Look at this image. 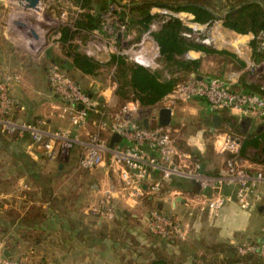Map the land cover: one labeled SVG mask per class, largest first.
<instances>
[{"label":"crops","instance_id":"1","mask_svg":"<svg viewBox=\"0 0 264 264\" xmlns=\"http://www.w3.org/2000/svg\"><path fill=\"white\" fill-rule=\"evenodd\" d=\"M161 10L154 8L153 12L161 14ZM179 18L191 26L196 32L204 30L206 32L204 39L212 41L215 44L213 46L214 48L226 51L234 56L230 57L225 55L223 64L226 66V69L220 76L203 71L201 73H192L191 75H202L206 79L220 77L229 80L232 83V87L238 86L243 76L242 72L246 69L248 62L254 59L253 49L251 47V41L254 39V35L252 33L240 34L224 27L221 22H215L212 25L191 23L190 20L193 18V15L189 12H181ZM193 34L195 35V33ZM21 37L26 38L24 36ZM68 42H71V40ZM40 43L37 42L36 46L32 47L31 45L30 48L36 52L40 49ZM61 44L63 45L62 42ZM206 55L202 51L196 50H190L187 53L188 58H201L202 61ZM3 58H5V55L0 53V72L4 68L2 66L5 62ZM64 58L63 48L55 50L52 53L48 52L46 56L50 64H57ZM239 60L246 63L244 69L236 68L240 65ZM34 67V87L31 86L28 79L24 78V76H28V73H25L22 76V82L14 89L15 96L18 95L19 98H22V91L29 92L34 90V106L30 105L28 108V110L30 109L33 112L34 120H45L48 127L53 130L60 129L57 126H67L74 133L80 132L81 139L85 142L87 140V132L94 129L91 120H89L90 122L85 129H79L76 126L74 127L69 119L61 117L56 108L63 102L58 96H53L54 93L49 82L48 68L44 65L39 67V69H37V65ZM246 80L249 83L264 85L263 83H257L258 81L249 80V75H247ZM96 83L99 84L98 82ZM100 89L99 99L103 97L101 101L105 102L104 106L109 112H114L113 106L116 105L117 100V83L114 82L110 86L100 87ZM46 90L49 92L47 95L51 100L44 102L47 105L44 109H41L39 107L41 100H39V97L36 99L35 95L37 93H41L42 95L43 91ZM188 102L193 112H198L201 116L203 115L202 120L208 124L211 135L213 137L215 136L213 145L211 146L212 154L216 158L217 156L224 158L221 152L224 139L221 134H216L217 129L212 130V116L217 112H213L208 102L204 99L196 98L186 103ZM26 105L27 103L25 104L19 101V109L17 111L19 117L24 113L27 107ZM183 106V104H178L173 110L171 122V124L175 125V127H171L173 132H177L178 130L177 125L174 124V116L177 111L181 112V110H184ZM229 113L235 117L246 132H253L264 128L263 119L242 117L236 110H229ZM244 124L247 125L244 126ZM75 128H77V131ZM197 138H201V140L199 139L197 144L194 145L197 146L198 153L201 155L204 152L205 146H207L205 142L208 139L202 136V130L196 135L195 139ZM181 143L182 147L180 145L179 147L182 150L191 152L189 148L183 146L184 142ZM30 144L31 142L27 137L15 138V136L0 133V154H3L2 157H7L8 153V156L15 158L18 163L14 167L15 172H21L23 169H26L28 173L33 172L34 175V182H29L28 185V187L34 189L31 199L21 201V197L12 191L6 192L1 190L0 192V197L5 200L4 202L0 201V230L7 229L5 233L3 232L4 235L13 236V240L7 244V249L12 254H21L31 249L36 253L37 259L43 261V264H127L130 259H136L139 263H147L152 254L145 247L152 245L159 246L169 253H183L181 248H178L179 246L171 245L166 241L153 244L145 223L149 207L145 205L143 200L135 201L127 198L119 182L117 172L105 166L106 176L103 183L98 185V188L95 185L92 190H85L83 192L81 191L82 186L77 184V182L63 180L61 184L63 191L60 193V187H55V180H51V178L61 175L64 172L74 174L82 169L78 166L65 165L61 168L60 164L56 165L54 164L55 161L46 159L40 150L29 149ZM187 144L192 146L190 139ZM30 156L34 158V162H32L33 170L26 166L22 167V164L25 163L24 161H28ZM204 162L206 163V167L204 168L210 174L220 172L224 164L223 160L222 162H217V159L214 162H210L209 160H204ZM244 163L253 170H264L263 163L246 159H244ZM212 164L213 166H209ZM9 170L13 172L10 168ZM156 177L157 174H154L153 179ZM4 178L6 177H1L0 179L3 180ZM22 179L19 178L18 184L23 181ZM187 183H190V186L185 189L168 183L163 200L157 203L158 207L163 212L168 209L165 207V203H168L175 210L180 205L185 207L187 205L186 197L189 194L200 192L196 184L188 181ZM93 191L94 195L92 194ZM225 192L233 194V190L231 189H226ZM205 193H209V191H205ZM92 195L96 197V203L94 204L88 202L89 196ZM104 197L106 202L103 201ZM102 203H106V206H102ZM23 204H35L34 207L37 208L39 214L34 216L33 221L27 225L23 224L20 219L14 223H10L5 212L10 209H17L21 212L19 207ZM132 206L144 210V213L140 214V216L133 213L134 209ZM109 211L113 213L112 218L108 216ZM22 212L24 213L25 211ZM172 214L178 216L176 212ZM194 217L203 221V223H198L196 233L194 234L195 237H193L194 239L202 238L211 243L225 241L233 245L248 240H256L258 242L264 240V201L256 203L255 207L247 211L241 209L236 200H233L227 203L216 217L211 215L209 211H202V209L196 210ZM118 219L119 221H117ZM135 219H137V222ZM26 230L31 232L26 233ZM121 235L125 236V240ZM131 238L137 239L142 247L135 249L134 245L129 242ZM187 238L190 239L191 236L189 235ZM189 252H185V255L188 256L187 261H189L186 264H190L189 257L191 255Z\"/></svg>","mask_w":264,"mask_h":264},{"label":"built area","instance_id":"2","mask_svg":"<svg viewBox=\"0 0 264 264\" xmlns=\"http://www.w3.org/2000/svg\"><path fill=\"white\" fill-rule=\"evenodd\" d=\"M120 11L121 7L117 3L109 5L103 16L101 31L108 33L113 41L130 42L134 35L127 25L128 15L121 21L118 18ZM161 12L176 17L181 13L167 10ZM191 36L194 37V34ZM256 39L259 50L264 51V30ZM201 41L206 44L210 42L208 39ZM149 48L155 49L153 61H141L134 55L135 51L132 58L147 68L159 66L156 61L160 56L158 46H149L143 42L142 48L136 52L143 50V54L149 57ZM115 50V54H121ZM262 67L264 61L256 62L252 59L247 64V68L252 72ZM48 75L53 96H58L63 102L56 108L61 117L68 115L74 126L85 129L90 122L89 111L99 114L98 119L91 121L94 129L87 132V140L83 142L78 133L69 130L50 129L43 119L25 121L16 116L19 101L14 89L22 82V74L12 70L0 72L1 133L29 138V149L40 150L49 161H65L76 144L82 145L78 167L90 171L98 166H106L117 172L121 187L131 200L139 201L151 197L158 203L166 194V185L172 179H179L193 182L199 187V193L186 197V204L192 211L200 208L217 216L223 207L233 200H236L241 209L247 211L255 207L256 203L264 201V170H253L245 165L240 156L241 140L238 136L221 134L224 139L221 152H229L232 155L226 158L219 173L210 174L197 155L179 147L171 126H163L158 122L162 108H171L173 111L179 103L196 98L206 100L213 112L236 110L242 117L264 120V94L235 91L232 89V83L224 78L200 80L195 75H190L188 80L178 83L173 92L153 106L142 107L138 101H132L110 113L106 107L100 110L96 99L88 95L83 87L57 64L50 65ZM80 103L83 105L82 109L78 108ZM145 119L149 121L147 127L143 125ZM115 133L119 134L121 139L112 145L110 139ZM154 174H157V177L153 179ZM226 189L233 190V194L226 193ZM108 216L112 218L113 213L109 211ZM145 223L152 235L180 240H186L188 237L187 225L177 216L166 214L159 207L149 211ZM7 238H0V264H35L31 257L24 253L7 256ZM236 247L241 255L258 253L264 256V240H248L237 244Z\"/></svg>","mask_w":264,"mask_h":264},{"label":"trees","instance_id":"3","mask_svg":"<svg viewBox=\"0 0 264 264\" xmlns=\"http://www.w3.org/2000/svg\"><path fill=\"white\" fill-rule=\"evenodd\" d=\"M79 6L85 3H92L95 7V13L85 15L80 21H77L76 30L63 28L60 33V40L63 43L65 58L61 59L57 65L68 72L72 79L79 83L72 71H78L83 75L96 78L100 69L103 67L113 68L120 84L117 93L124 97L127 101H138L142 107L153 106L161 101L164 97L174 91L176 85L181 81H186L193 73H201L202 59L188 58L187 53L190 50L202 51L205 54L219 53L234 57L231 53L223 50H216L210 46H206L201 40H197L193 36L195 30L187 25L181 18L167 15L163 13L153 12L154 8L167 10L172 13L189 12L193 15L191 23L200 25H212L215 22H221L222 25L240 34L252 33L254 39L251 41L254 60L256 62L264 61V51L259 50L256 36L264 30V0H75ZM123 1H127L123 3ZM117 3L121 7L118 15L119 20L123 21L128 15L127 25L130 31H135L140 36L144 32L151 29L152 25L159 22V27L151 32L154 39L158 43L160 49V68L149 69L132 61H128L124 56L112 54L103 60H97L94 57L80 50L77 42L78 37L83 42H87L90 35L94 31H101L103 25V16L111 3ZM90 13V12H89ZM165 19V20H164ZM162 20H164L162 22ZM71 40L66 48V44ZM239 69H244L246 63L239 60ZM165 72L174 75L176 72L182 76L166 77ZM114 74V75H115ZM249 73L245 71L240 79L239 85L232 87L235 91L246 93L264 94V85L249 83L246 80ZM80 84V83H79ZM83 90L96 99L100 110L105 109L104 101L99 99V94L93 91V87H83ZM128 95H133V99L129 100ZM16 109V116H18ZM222 124L217 128L216 134L228 133L236 135L241 140L240 156L243 159L264 164V128L253 132H246L238 123L228 109L219 112ZM99 114L95 111H89L91 121L98 119ZM36 120V119H35ZM34 120V121H35ZM173 127V124H170ZM1 133V132H0ZM16 138V136H15ZM111 140V139H110ZM226 158L232 154L223 153ZM224 157V158H225ZM29 163L28 161H24ZM206 167V163L203 162ZM219 173V172H217ZM216 173V174H217ZM171 185L181 189L188 188L190 183L187 181L172 179ZM27 200L31 199V195H27ZM146 205L151 209H156L158 204L153 198L145 199ZM126 212V211H124ZM39 212L34 205L23 213L17 209H10L5 212L10 223H14L18 219L23 224H30L34 216ZM119 221V219L117 220ZM7 229L0 230V238L8 237L7 244L13 240V236L4 235ZM27 231V230H26ZM25 231V232H26ZM4 232V233H3ZM27 231L26 233H28ZM149 232V231H148ZM122 233V232H121ZM24 234V233H23ZM149 234L152 242L157 243L158 240L166 241L171 245L179 246L182 242V254L173 256L165 249L159 246L145 247L150 251L152 256L147 263H139L136 259H130L127 264H186L187 255L185 252L192 251L193 255L190 264H264V256L258 253H249L241 255L237 251L236 245L229 242H208L199 238L193 245L186 244L177 238L165 239L156 235ZM125 240V236L121 235ZM255 242H258L254 240ZM135 249H140L142 245L135 238L129 239ZM159 243V242H158ZM192 246V248H191ZM199 249V250H197ZM31 257L35 264H43L42 260H38L36 253L29 249L24 252ZM178 256V257H177Z\"/></svg>","mask_w":264,"mask_h":264},{"label":"rangeland","instance_id":"4","mask_svg":"<svg viewBox=\"0 0 264 264\" xmlns=\"http://www.w3.org/2000/svg\"><path fill=\"white\" fill-rule=\"evenodd\" d=\"M125 2L127 1H123V3ZM93 13H95V7L92 3H85L83 6H79L75 0H41L39 4V9H24L23 7H20L18 0H0V53L2 55H5V58H3L5 62L2 65L4 66L3 70L18 71L19 73L22 74V76L23 74L28 73V76L26 77L24 76V78L28 79V82L31 84V86L34 87V69H35L34 66L37 65L38 66L37 69H39V67H42L43 65L49 68L51 64L46 59L47 53L48 52L52 53L55 50H59L63 48L60 38H57L58 35L60 36L59 32L66 27L70 28V30L72 31L76 30L77 21H80V19L84 18L85 15L87 16L88 14H93ZM23 25L28 32L22 30L21 26ZM159 25L160 23L156 22L154 25H152L149 31L144 32L140 36L138 35L137 32L131 31V33L134 36H133V40L130 42H126L122 40L113 41L108 33L103 31L101 32L94 31L91 33L90 38L87 42H83L82 39L78 37L77 42L75 43H78L80 45L81 51L87 53L88 55L94 57L97 60H103L105 57H109L110 55L115 54L114 51H116L115 49H117V51L121 53L120 55L124 56L128 61L137 63L132 58L133 52L135 51L134 55L139 57L138 55L139 52H136V50L142 48L143 42H145V44L147 43V45L149 44V46L152 45L158 46V43L154 39L151 32L155 31L159 27ZM205 35L206 32H204V30H200L198 32L195 31L194 37L197 38V40H203L205 38ZM21 36H24L26 38H22ZM29 40L31 41L30 44H29ZM34 42L36 43L41 42L40 49L36 52H34L32 48H30L31 45L32 47L36 46ZM69 44L70 42H68V44L64 46L68 47ZM205 45L210 47L215 46V44L212 43V41H210L208 44ZM29 48L31 49V51ZM151 49L152 52L150 53L149 57L147 56L146 58L143 59L140 56L141 61L142 59L150 62L153 61V58L155 57L154 56L155 49L154 48ZM214 49L219 50L217 48ZM224 57L225 54L208 53L202 61L201 70L203 72H207V73L211 72L216 76L217 75L220 76L222 72L224 73L226 69V66L223 64ZM159 59L160 56L156 60L158 64H159ZM160 67L161 66H156L151 68L149 67V69H156ZM236 68L239 69V66H237ZM245 71L249 73V80L258 81L257 83L264 84V67L258 69L255 72H252L246 67V69H244L242 73H244ZM71 74L75 75L80 85L84 88L93 87V85L97 84L96 82L100 84V86L98 84L99 88L108 87L114 82L117 83V88L120 85L118 83V79L116 78V74L113 68L111 69V68L103 67V69H100L99 74L96 78H92L91 76H85L78 71L75 72L72 71ZM164 75L166 77L182 76L181 73H177V72L174 75L165 72ZM48 93L49 92L46 90L43 91L42 95L41 93H37L35 95L36 99H38L39 97V100H41L39 104V107L41 109H44L45 106L47 105L44 102H48L51 100V98L48 97L47 95ZM116 95H117V100H116V105L113 106L114 107L113 111H117L123 105L127 104L128 102H132V101H127L126 99H124V97H121L117 93V89H116ZM17 96L16 98L18 99V101H21L22 103L25 104L27 103L26 105L27 107L24 110L25 114L24 113L21 114L20 116L21 119L25 121H33L34 114L33 112H31L30 109L28 110V108L30 107V105L34 106V99H35L34 90L29 92L22 91V98H19V96L18 97ZM128 98L129 100L133 99V95H128ZM179 104L184 105L183 106L184 110H181V112L180 111L176 112L174 116L175 117L174 124L177 125L178 130L177 132H173V136L176 139L178 145L181 146L182 145L181 142H184L183 146L189 148L191 152H193V154L198 155L202 164L204 160H209L210 162H214L215 159H217V162L220 161L222 162V160L225 162L226 160L225 156H224L225 158L223 157L219 158L218 156L216 158V156H214L211 152V146L213 145L212 143L215 136L213 137L211 135L208 124L202 120L203 115L201 116V114H199L198 112H193L191 106H189L190 104L189 102L188 103L181 102ZM64 118L69 119L68 115H66ZM57 128H60L61 130H69L67 126H57ZM77 128H75L76 131ZM200 130H202V136L208 139L205 142V145L207 146H205L204 152H202L201 155L198 153L199 150L198 148H196L197 146L194 145L197 144V141L199 139L201 140V138L195 139L196 135L200 133ZM69 131L73 132L72 129H70ZM77 133L81 137V133L80 132ZM189 139L192 143V146L187 144ZM82 151H83V147L80 144H76L73 150L71 151V154L68 159L61 162L55 161L54 164L56 165L63 164L65 166H78V160L80 158ZM2 156L3 154H0V178L1 177H6V178H4L3 180L0 179V183L2 182L0 185V192L1 190L6 192L12 191L13 193L18 194L21 197V201L27 199L28 198L27 195H31L32 198L34 189L28 187V185L29 182H34L33 172L28 173V170L26 169H23L21 172H15L14 167L15 165L18 164L15 158L8 156V153H7V157L3 158ZM28 162L29 163L22 164V167L26 166L29 167L30 169L32 168L33 170L34 168L32 166V162H34V158L30 156L28 158ZM209 166H213V164ZM9 168L13 172H11ZM105 176H106L105 166H98L97 168L90 170V172L88 170L87 171L81 170L74 174L69 172H64L61 175L52 177L51 180L53 179L55 180L56 183L55 187H60L59 188L60 193H62L63 191L61 185L63 180H71L72 182H77V184H80V186H82L81 191L83 192L85 190L86 191L92 190V188H94L95 185H97L98 188V185H101L103 183ZM19 178H23L22 179L23 181L18 184ZM25 184H27V186H25ZM16 185L18 186L16 187ZM90 186L92 187L90 188ZM92 194L94 195V191L92 192ZM93 195L89 196L88 202L94 204L96 203V197H93ZM145 199L146 198H143L142 200L145 202ZM0 201L4 202L5 200L0 197ZM103 201H105V197ZM105 204L106 203H102V206L105 207L106 206ZM32 205L35 204H23L20 205L19 209L25 211L28 210V208ZM165 207L168 208L164 210L166 214L173 215L172 213L176 212L178 215L177 217L184 224L187 225L188 236L190 235L191 238L190 239L187 238L186 241L184 242L186 244L193 245V243L196 241V239H194L193 237H195L194 234L196 233L198 223L200 222L203 223V221H200V219H196L194 217V214L198 209L192 211L187 205L185 207L180 205L175 210L172 209L168 203H165ZM133 209H134L133 213H136L139 216L140 214L144 213V210L138 209L137 207H133ZM149 211L150 209L147 212L149 213ZM202 211H206V210L202 209ZM135 220L137 222V219ZM30 232L31 231H29L28 233ZM157 242H162V241L158 240ZM182 244L183 243L180 242V245L178 247L179 249L181 248ZM193 250L194 249H192V251L189 252L192 253V255H193ZM171 254H173V256L179 255L175 253H171Z\"/></svg>","mask_w":264,"mask_h":264},{"label":"water","instance_id":"5","mask_svg":"<svg viewBox=\"0 0 264 264\" xmlns=\"http://www.w3.org/2000/svg\"><path fill=\"white\" fill-rule=\"evenodd\" d=\"M41 0H18V3L21 7H23L24 9H39V4H40ZM22 30H25L24 25L21 26ZM28 32V31H27ZM197 79H204V76L202 75H197L196 76ZM93 91L95 93H99V87L98 84H95ZM100 100H103V97H100ZM78 108L82 109L83 105L80 103L78 104ZM172 118H173V111L171 108H162L159 112V117H158V122L160 125L163 126H168L171 124L172 122ZM149 121L148 120H143V125L144 126H148ZM222 124L221 121V116L219 113H214L212 116V130L217 129L218 127H220ZM247 124H244V126H246ZM121 139V136L117 133H115L110 140V143L113 145L114 143L118 142ZM63 164H60V167L62 168ZM5 253L7 256H11L12 253L10 250L6 249Z\"/></svg>","mask_w":264,"mask_h":264},{"label":"bare ground","instance_id":"6","mask_svg":"<svg viewBox=\"0 0 264 264\" xmlns=\"http://www.w3.org/2000/svg\"><path fill=\"white\" fill-rule=\"evenodd\" d=\"M30 42H31V41H30ZM34 44L37 45L36 42H34ZM148 51L151 53V52H152V49L149 48ZM143 52H144L143 50L139 52V54H138V55H139V58H140V56H141V58H143V59L147 57L145 54H143Z\"/></svg>","mask_w":264,"mask_h":264}]
</instances>
